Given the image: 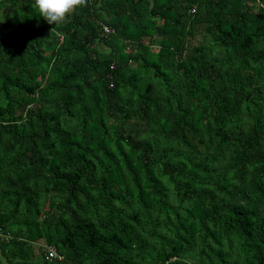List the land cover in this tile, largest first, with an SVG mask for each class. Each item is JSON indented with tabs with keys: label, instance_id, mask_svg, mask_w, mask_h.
Wrapping results in <instances>:
<instances>
[{
	"label": "trees",
	"instance_id": "1",
	"mask_svg": "<svg viewBox=\"0 0 264 264\" xmlns=\"http://www.w3.org/2000/svg\"><path fill=\"white\" fill-rule=\"evenodd\" d=\"M33 4L0 0V264H264V0Z\"/></svg>",
	"mask_w": 264,
	"mask_h": 264
},
{
	"label": "clouds",
	"instance_id": "2",
	"mask_svg": "<svg viewBox=\"0 0 264 264\" xmlns=\"http://www.w3.org/2000/svg\"><path fill=\"white\" fill-rule=\"evenodd\" d=\"M88 0H34L33 7L48 24H58ZM2 21V20H0Z\"/></svg>",
	"mask_w": 264,
	"mask_h": 264
},
{
	"label": "built area",
	"instance_id": "3",
	"mask_svg": "<svg viewBox=\"0 0 264 264\" xmlns=\"http://www.w3.org/2000/svg\"><path fill=\"white\" fill-rule=\"evenodd\" d=\"M101 32L103 35H107L110 32H112V29L109 26L102 25ZM45 251H46V259L50 260L51 258H53L56 255L54 248L51 246H47L45 248Z\"/></svg>",
	"mask_w": 264,
	"mask_h": 264
}]
</instances>
